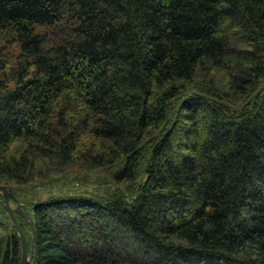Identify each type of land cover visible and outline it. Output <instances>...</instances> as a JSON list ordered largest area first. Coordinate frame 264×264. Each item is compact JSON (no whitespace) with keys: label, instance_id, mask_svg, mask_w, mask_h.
<instances>
[{"label":"trees","instance_id":"16d2710c","mask_svg":"<svg viewBox=\"0 0 264 264\" xmlns=\"http://www.w3.org/2000/svg\"><path fill=\"white\" fill-rule=\"evenodd\" d=\"M68 169L35 264H264V0H0V184Z\"/></svg>","mask_w":264,"mask_h":264},{"label":"rangeland","instance_id":"374dc122","mask_svg":"<svg viewBox=\"0 0 264 264\" xmlns=\"http://www.w3.org/2000/svg\"><path fill=\"white\" fill-rule=\"evenodd\" d=\"M13 194L19 198L21 203L35 202L47 199L52 194L79 193L82 190H115L117 187L123 189L120 184H115L105 169L78 171L68 169L60 173L49 174L44 178L37 179L22 186L10 184ZM1 199V196H0ZM14 232L13 224L5 209L0 203V238H2L3 249L6 248L8 236Z\"/></svg>","mask_w":264,"mask_h":264},{"label":"water","instance_id":"95a60500","mask_svg":"<svg viewBox=\"0 0 264 264\" xmlns=\"http://www.w3.org/2000/svg\"><path fill=\"white\" fill-rule=\"evenodd\" d=\"M0 194L2 195V200H0V203L8 212L15 226V230L21 238L23 253L25 254L27 243L23 231L21 229V226L19 225V222L17 220L16 214H20L21 216L24 217V223L29 224L31 226L32 232L34 233L33 221L29 216H27V211L23 210L22 204L19 202L18 198L9 190L7 186L0 185ZM10 201L15 203V207L11 206ZM21 264H25V259L22 260Z\"/></svg>","mask_w":264,"mask_h":264},{"label":"bare ground","instance_id":"6f19581e","mask_svg":"<svg viewBox=\"0 0 264 264\" xmlns=\"http://www.w3.org/2000/svg\"><path fill=\"white\" fill-rule=\"evenodd\" d=\"M0 185H2V184H0ZM10 190V189H9ZM11 191V190H10ZM12 192V191H11ZM13 193V192H12ZM0 196H1V199L0 200H2V195L0 194ZM20 202V201H19ZM21 203V202H20ZM10 204H11V206L12 207H15V203L14 202H12V201H10ZM22 204V208H23V210L24 211H27L26 209H25V206H24V204L23 203H21ZM2 206V205H1ZM3 207V206H2ZM4 208V207H3ZM5 209V208H4ZM6 211V210H5ZM7 212V211H6ZM7 214H8V212H7ZM8 216H9V214H8ZM18 216H20L22 219H23V225L25 226V227H27V226H29V228H30V235H28L29 236V238H30V245L28 244V240H27V237H26V235H25V231L23 230V228H22V226H21V224H20V222H19V219H18ZM27 216H29L31 219H32V216H31V214L29 213V211H27ZM10 217V216H9ZM16 217H17V220H18V222H19V225L21 226V229H22V231H23V234H24V237H25V240H26V243H27V246H26V251H25V254L23 253V247H22V244H21V238H20V236H19V234L17 233V235H18V237H19V240H20V250H21V252H20V260H19V264H21V262H22V260H24L25 259V264H35V255H36V250H35V243H34V239H35V230H34V233L32 232V230H31V226L29 225V224H25L24 223V217L23 216H21L20 214H16ZM11 219V218H10ZM12 221V220H11ZM32 221H33V219H32ZM12 224H13V222H12ZM13 226H14V224H13ZM33 226H34V223H33ZM14 228H15V226H14ZM16 231V230H15ZM33 256H34V258H33Z\"/></svg>","mask_w":264,"mask_h":264}]
</instances>
